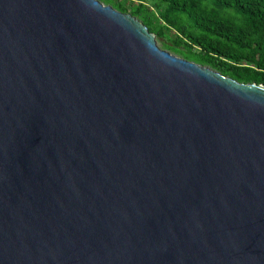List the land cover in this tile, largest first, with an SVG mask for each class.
<instances>
[{"label":"water","instance_id":"water-1","mask_svg":"<svg viewBox=\"0 0 264 264\" xmlns=\"http://www.w3.org/2000/svg\"><path fill=\"white\" fill-rule=\"evenodd\" d=\"M0 264H264V85L99 0H0Z\"/></svg>","mask_w":264,"mask_h":264},{"label":"trees","instance_id":"trees-1","mask_svg":"<svg viewBox=\"0 0 264 264\" xmlns=\"http://www.w3.org/2000/svg\"><path fill=\"white\" fill-rule=\"evenodd\" d=\"M137 1L128 13L167 50L239 83L264 85V0Z\"/></svg>","mask_w":264,"mask_h":264},{"label":"rangeland","instance_id":"rangeland-1","mask_svg":"<svg viewBox=\"0 0 264 264\" xmlns=\"http://www.w3.org/2000/svg\"><path fill=\"white\" fill-rule=\"evenodd\" d=\"M100 2H101L103 5H110L111 7H113V6H112V2H118V3H120V5L125 6V8H126V11H124L125 13H128V10L130 9L131 6L137 5V3H138L137 0H108V1H105V2H103V1H100ZM148 4H149V2H148ZM113 8H114V7H113ZM114 9L117 10L116 8H114ZM117 11H119V10H117ZM119 12H121V11H119ZM124 12H122V13H124ZM129 14H130V13H129ZM135 18L138 19L139 21H141L138 17H135ZM146 27H147V26H146ZM155 40H156L157 46H158L160 49L167 50L165 47H163L162 42H161V39L155 37ZM166 44L169 45V46H173V44H171L170 42H166ZM180 49L184 50V48H182V46L180 47ZM167 51H169L170 53L176 55L177 57L183 58L181 55L176 54V53H173V52L170 51V50H167ZM184 51H185V50H184ZM183 59H184V58H183ZM186 60H187V59H186ZM189 61H190V60H189Z\"/></svg>","mask_w":264,"mask_h":264}]
</instances>
